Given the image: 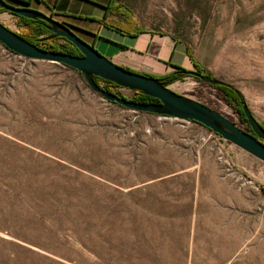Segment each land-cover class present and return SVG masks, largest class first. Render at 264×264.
Returning a JSON list of instances; mask_svg holds the SVG:
<instances>
[{
    "label": "rangeland",
    "instance_id": "1",
    "mask_svg": "<svg viewBox=\"0 0 264 264\" xmlns=\"http://www.w3.org/2000/svg\"><path fill=\"white\" fill-rule=\"evenodd\" d=\"M122 1L141 29L178 38L195 71L238 89L264 126V0ZM0 22L25 32L7 11ZM115 35L100 30L94 49L107 57L102 37ZM168 85L248 131L214 85L186 74ZM0 264H264V162L0 45Z\"/></svg>",
    "mask_w": 264,
    "mask_h": 264
},
{
    "label": "water",
    "instance_id": "2",
    "mask_svg": "<svg viewBox=\"0 0 264 264\" xmlns=\"http://www.w3.org/2000/svg\"><path fill=\"white\" fill-rule=\"evenodd\" d=\"M0 9L14 14V16L43 20L47 31L50 33L43 38L44 40L65 39L72 43L80 53V55L74 56L68 53L43 49V47L30 43L27 39L0 22V44L14 54L27 57L30 60H40L45 63H55L73 68V70L82 74L92 92L100 95L102 99L108 102H115L120 107L130 109L133 112L156 114L162 115V117L183 121L192 120L200 123V125L211 132L222 137V140L237 146V148L252 155L253 158L264 162L263 125L253 116L251 109L238 89H235V91L238 94L239 105L242 108V113L250 131L238 128L234 122L208 107V105L178 94L168 84L164 85L162 81L155 77H148V75L119 66L111 58L105 57L95 50L92 46L93 44H89V42L78 37L72 30V26L67 23L59 22V20L51 16L28 7L17 8L5 0H0ZM185 73L212 86L224 85L231 87L230 84L218 78L200 73L194 69L186 70ZM93 77L114 83L120 88L148 95L159 102L150 104L137 103L125 97H120L118 94L105 91L101 85L94 81Z\"/></svg>",
    "mask_w": 264,
    "mask_h": 264
},
{
    "label": "crops",
    "instance_id": "3",
    "mask_svg": "<svg viewBox=\"0 0 264 264\" xmlns=\"http://www.w3.org/2000/svg\"><path fill=\"white\" fill-rule=\"evenodd\" d=\"M67 23L95 45L99 31L116 33L104 39L107 57L119 66L150 75H167L176 67L193 69L187 47L175 36L138 27L122 0H5ZM92 45V46H93ZM94 47V46H93ZM132 93V91H131Z\"/></svg>",
    "mask_w": 264,
    "mask_h": 264
},
{
    "label": "trees",
    "instance_id": "4",
    "mask_svg": "<svg viewBox=\"0 0 264 264\" xmlns=\"http://www.w3.org/2000/svg\"><path fill=\"white\" fill-rule=\"evenodd\" d=\"M17 2H19V1L17 0ZM124 8L127 10L128 13H130L128 7H124ZM3 11H4L3 9H0V12H3ZM16 17L19 19L20 24L24 26L23 28H25L24 33H18V34L20 36L24 37L25 39H27L30 43L37 45V46H40V47H43V49L52 50V51H59V53H68V54H72L74 56L80 55L79 51L74 47V45H72V43L68 42L65 39L55 38V39H50V40H44L43 38L48 36L50 33L47 31L46 24L44 23L43 20H41V19L32 20V19L25 18V17H18V16H16ZM72 28H73L72 30L74 32H75L74 29H78V28H74V27H72ZM2 47H4V46H2ZM5 49L10 51L7 48H5ZM10 52H12V51H10ZM68 68H70V67H68ZM70 69L73 70V68H70ZM128 69H130V68H128ZM73 71L80 74L76 70H73ZM185 72H186V69L180 68L178 66V67H176V69L174 71L170 72L167 75L155 76V75H150L149 73H144V72H141V73L148 75V77H155V78L159 79L160 81H162L164 85H167L176 79L184 78L185 74H186ZM80 75L82 76V74H80ZM93 79L96 83H99V81L102 80L98 77H93ZM105 83H106V85L103 87L105 89V91L118 94V96H120V97H124L116 89L118 87V85L111 83V82H107V81H105ZM213 87L217 88L221 92L223 99L235 109V111L238 113L239 117L246 123V127H247L248 131H250L248 123H247V121H246V119L242 113V108L239 105V97L235 91L236 88L233 86L227 87L224 85H214ZM118 88H120V87H118ZM125 98L129 99V100H133L134 102H137V103H148V104H150V103H158L159 102L157 99L151 98L148 95L138 93V92H133V91H132L130 97H125ZM110 103L117 104L115 102H110ZM117 106L120 107L119 105H117ZM192 123L196 124V125H200V123H197V122L192 121ZM200 126H202V125H200ZM263 128H264V126H263ZM208 131H210V130H208Z\"/></svg>",
    "mask_w": 264,
    "mask_h": 264
},
{
    "label": "built area",
    "instance_id": "5",
    "mask_svg": "<svg viewBox=\"0 0 264 264\" xmlns=\"http://www.w3.org/2000/svg\"><path fill=\"white\" fill-rule=\"evenodd\" d=\"M102 87H104L106 85L105 81L101 80V84Z\"/></svg>",
    "mask_w": 264,
    "mask_h": 264
},
{
    "label": "flooded vegetation",
    "instance_id": "6",
    "mask_svg": "<svg viewBox=\"0 0 264 264\" xmlns=\"http://www.w3.org/2000/svg\"><path fill=\"white\" fill-rule=\"evenodd\" d=\"M12 5V4H11ZM14 15V14H13ZM141 73V72H140Z\"/></svg>",
    "mask_w": 264,
    "mask_h": 264
}]
</instances>
